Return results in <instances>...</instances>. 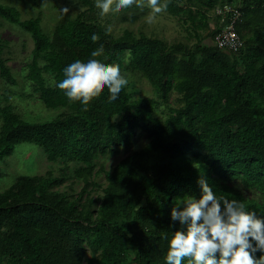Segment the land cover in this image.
Masks as SVG:
<instances>
[{
	"label": "trees",
	"instance_id": "1",
	"mask_svg": "<svg viewBox=\"0 0 264 264\" xmlns=\"http://www.w3.org/2000/svg\"><path fill=\"white\" fill-rule=\"evenodd\" d=\"M80 1L88 8L58 20L51 33L44 32L39 15L23 18L14 6L0 3V17L32 38L26 77L34 92L46 107L69 110L31 121L3 107L0 158L21 143H33L50 161L65 166L80 161L73 169L82 181L77 196L85 194L83 202L89 205L98 156L130 143L135 127L144 129L149 139L104 172L106 183L95 211L52 189L63 176L19 175L0 192V264H165L168 238L181 228L171 220V210L184 194L200 197L202 176L218 197L242 202L246 211L264 217L263 199L247 198L228 183L240 177L264 197V0H187L185 5L170 0L167 11L189 15L193 46L127 28L106 35L99 21L85 16L94 3ZM225 4L240 12L236 30L244 47L237 51L220 49L215 42L219 16L212 14ZM93 34L98 41H92ZM207 37L213 43L204 42ZM6 44L0 36V75L15 82L1 55ZM100 45L104 53L98 59L107 64L119 65L128 52L125 67L141 73L158 97L132 98L127 86L112 102L105 88L87 111L80 102H70L56 87L63 69L91 58ZM46 71L54 84H47ZM172 91L181 97V105L166 102ZM158 98L166 105L165 117L155 111ZM199 149L207 161L196 159ZM87 248L93 256H86Z\"/></svg>",
	"mask_w": 264,
	"mask_h": 264
},
{
	"label": "rangeland",
	"instance_id": "2",
	"mask_svg": "<svg viewBox=\"0 0 264 264\" xmlns=\"http://www.w3.org/2000/svg\"><path fill=\"white\" fill-rule=\"evenodd\" d=\"M96 4V0H91ZM181 4H187V0H179ZM146 2V0H145ZM0 3L12 5L17 8L21 17H32L39 15L44 32L51 33L58 20H67L75 17L77 13L88 8V5L80 0H0ZM69 11L65 13L63 9ZM193 8V7H192ZM100 9L96 6L93 10L85 13L86 18L92 16V19L99 21L105 29L112 27L111 34L116 36L122 33L124 28L130 29L134 34L144 33L150 37H159L168 43L183 42L188 46L196 43L194 29L190 24L189 15L185 11L179 14H172L165 11L158 14L155 20L148 24L146 16L149 14L148 7L139 8L133 5L130 8L123 9L119 13H109L101 17ZM213 17V16H212ZM211 26H214L213 19H208ZM199 31V30H198ZM203 32H205L203 30ZM0 36L7 41L2 48L1 55L5 59L6 66L15 79L10 82L0 75V126L2 122V108L7 106L20 117L31 121H42L56 117L60 112H68L66 107L49 108L46 107L38 94L34 92L30 80L27 79L28 64L32 56L33 42L30 34L16 23H10L0 17ZM206 43H213L207 37L203 40ZM128 63V52H125L119 64L121 71L129 80L128 91L131 97L150 96L158 97V94L151 86L149 81L141 73L125 67ZM125 67V68H124ZM47 84H54V78L50 71L43 72ZM159 104L156 106V113L165 117L167 115L166 105L158 98ZM166 102L172 106L182 104V99L177 92H170ZM1 129V127H0ZM130 143L115 145L113 150L101 154L97 158L96 173L91 177L92 185L89 188V197L91 203L86 205L83 200L85 194L79 198L77 192L82 187V181L73 175V169L80 162L69 161L67 166L59 160L50 161L46 158L43 150L33 143H21L17 145L14 151L0 158V192L8 188L21 174L63 176L64 180L60 185L52 187L61 192H65L69 197L80 199L79 205H84L90 211H95L99 204L98 197L102 194V188L105 186L104 172L110 170L112 166L128 153L137 152L149 139L147 132L141 127H135ZM197 158L201 161H207L201 154L204 150H197ZM191 154V152H188ZM198 161L195 160V163ZM228 183L237 191L241 192L247 198L263 199L257 189L246 187L240 177L229 179ZM191 196L184 194L182 198ZM83 203V204H82ZM80 207V208H79ZM82 209L83 206H79ZM94 253L87 248L86 256L91 257Z\"/></svg>",
	"mask_w": 264,
	"mask_h": 264
},
{
	"label": "clouds",
	"instance_id": "3",
	"mask_svg": "<svg viewBox=\"0 0 264 264\" xmlns=\"http://www.w3.org/2000/svg\"><path fill=\"white\" fill-rule=\"evenodd\" d=\"M170 0H96L101 17L119 13L136 5L150 9L146 23L151 24L158 14L165 12ZM65 13L69 10L63 9ZM112 27L106 29L110 34ZM93 42L99 36L93 34ZM104 53L103 45L93 50L89 59L75 60L63 69L64 78L56 84L70 102H80L87 111L90 102L107 88L109 102L115 101L129 80L118 64H107L98 57ZM201 195L182 198L171 210V220L181 228L168 238L165 264H264V217L254 211H246L237 200L218 197L206 177L198 180ZM181 205L183 206L181 208Z\"/></svg>",
	"mask_w": 264,
	"mask_h": 264
},
{
	"label": "built area",
	"instance_id": "4",
	"mask_svg": "<svg viewBox=\"0 0 264 264\" xmlns=\"http://www.w3.org/2000/svg\"><path fill=\"white\" fill-rule=\"evenodd\" d=\"M212 16H219V31L215 35L216 45L220 49L229 51L242 49L244 41L236 30V24L240 20L239 10L229 4H225L223 7H217Z\"/></svg>",
	"mask_w": 264,
	"mask_h": 264
}]
</instances>
